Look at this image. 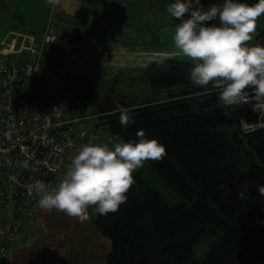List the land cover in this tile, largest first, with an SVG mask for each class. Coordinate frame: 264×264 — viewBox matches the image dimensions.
Instances as JSON below:
<instances>
[{
  "label": "trees",
  "instance_id": "1",
  "mask_svg": "<svg viewBox=\"0 0 264 264\" xmlns=\"http://www.w3.org/2000/svg\"><path fill=\"white\" fill-rule=\"evenodd\" d=\"M201 3L207 8L223 0ZM90 13L89 7H80L76 22L86 24ZM251 43L264 46V28ZM193 66L177 58L152 62L150 93L142 99L124 93L80 96L106 113L113 133L127 141L137 139L136 131L143 129L146 138L158 139L167 152L133 173L135 183L119 211L95 214L93 227L111 244L105 264H264V196L257 190L264 184V125L244 133L240 116L253 121L256 114L248 106L223 105L211 83L194 85ZM122 111L132 119L126 128L119 122ZM154 179L178 201L169 202ZM244 184L248 191L239 199ZM197 246L203 251L200 257Z\"/></svg>",
  "mask_w": 264,
  "mask_h": 264
},
{
  "label": "clouds",
  "instance_id": "2",
  "mask_svg": "<svg viewBox=\"0 0 264 264\" xmlns=\"http://www.w3.org/2000/svg\"><path fill=\"white\" fill-rule=\"evenodd\" d=\"M166 11L180 21L174 26L172 42L176 54L193 63L189 72L194 85L211 83L225 106L247 102L249 88L257 97H264V46L251 43L257 20L264 15V0L255 4L223 0L207 8L201 0H175ZM119 122L126 128L132 119L122 111ZM136 137L81 144L58 183L36 181L38 207L81 221L88 218L89 207L104 216L119 211L135 183L133 173L146 161H159L167 155L165 146L156 138H146L143 129L136 131ZM257 190L264 196V184ZM247 191L248 185H242L237 198L244 199Z\"/></svg>",
  "mask_w": 264,
  "mask_h": 264
},
{
  "label": "built area",
  "instance_id": "3",
  "mask_svg": "<svg viewBox=\"0 0 264 264\" xmlns=\"http://www.w3.org/2000/svg\"><path fill=\"white\" fill-rule=\"evenodd\" d=\"M11 35L9 42H0V264H11L12 243L26 234L27 223L39 211L36 181L58 183L81 144L120 137L108 128L106 113L88 99L28 94L40 70L51 74L53 47L67 51L74 45L58 34L51 17L38 34ZM247 92V102L228 105L248 106L256 114L253 121L240 116L244 133L264 125V97L251 88Z\"/></svg>",
  "mask_w": 264,
  "mask_h": 264
},
{
  "label": "rangeland",
  "instance_id": "4",
  "mask_svg": "<svg viewBox=\"0 0 264 264\" xmlns=\"http://www.w3.org/2000/svg\"><path fill=\"white\" fill-rule=\"evenodd\" d=\"M86 2L85 0H55V3H49L48 0H0V42L4 39L9 42L12 39V31L40 33L49 17L58 33L67 35L74 42L72 48L67 51L53 47L56 50L52 56L54 63L51 74L46 76L45 72L40 70L30 85L28 94L40 95L43 99L91 95L98 97L105 93H124L136 99L148 97L147 94L150 92L147 72L153 58L141 55V50L150 46L148 37H152L156 43L162 40L163 36L172 40L171 31L162 35L161 29L171 16L166 8L175 0H105L103 5L99 4V8L98 5L94 7ZM86 6L91 9V17L85 29H80L75 25L76 12L80 7ZM125 17L127 22L122 19ZM153 22L155 30L148 28L152 27ZM262 28H264V15L257 20L256 34ZM62 29L65 31L62 32ZM124 46L129 50H132L133 46L136 47V53L130 54L129 59L135 61L137 67L129 65L128 72L122 71L126 64L118 62L121 55L127 51ZM118 49L121 53L118 56L117 54L111 56L114 52H118ZM127 53L125 56H128ZM184 59L188 60L186 57ZM126 74L128 78H124L123 75ZM162 94L161 98L164 99L165 93ZM91 103L92 107L96 108L95 102L91 101ZM153 182L169 202L178 201V197L169 189L155 179ZM88 212L93 215L91 221L93 228L96 212L92 207H89ZM80 231L87 233L86 229ZM198 247L195 253L200 257L203 251Z\"/></svg>",
  "mask_w": 264,
  "mask_h": 264
},
{
  "label": "crops",
  "instance_id": "5",
  "mask_svg": "<svg viewBox=\"0 0 264 264\" xmlns=\"http://www.w3.org/2000/svg\"><path fill=\"white\" fill-rule=\"evenodd\" d=\"M104 3L105 0H99L92 6L96 7L98 5L99 8V4L103 5ZM122 19L127 22L126 17ZM76 23L75 25H78L77 28L85 29L89 21L84 25ZM151 26L148 28L155 30L154 22ZM163 26L161 29L162 35L169 33V31H171L172 35L175 24L172 22L171 16L167 20L166 25L163 24ZM63 31L65 29H62ZM65 36L69 38L67 35ZM148 38H150V46L142 48L141 55L152 57L153 62L158 61L161 57H167L166 60L177 58L189 61L184 59L185 57L176 54L173 42L169 37L163 36L162 40H158V43L154 42L152 37ZM71 40L73 41L72 38ZM123 48H126L127 51L121 55V59L118 62H124L126 67L122 71L128 72L129 65L136 64L135 61L129 59L130 54L136 53V47L133 46L132 50H129L126 46ZM119 53H121L120 49L111 56L115 54L118 56ZM125 53L128 56H125ZM126 57L127 59L125 60ZM123 76L128 78V74ZM92 216L88 212V218L81 221L55 209L51 212H46L39 208L37 215L27 223L26 234L20 240L12 243L11 264H105V256L111 244L108 238L99 234L94 227L92 228ZM81 229H86L87 233H82Z\"/></svg>",
  "mask_w": 264,
  "mask_h": 264
},
{
  "label": "bare ground",
  "instance_id": "6",
  "mask_svg": "<svg viewBox=\"0 0 264 264\" xmlns=\"http://www.w3.org/2000/svg\"><path fill=\"white\" fill-rule=\"evenodd\" d=\"M257 130V129H256ZM254 131V130H253Z\"/></svg>",
  "mask_w": 264,
  "mask_h": 264
}]
</instances>
